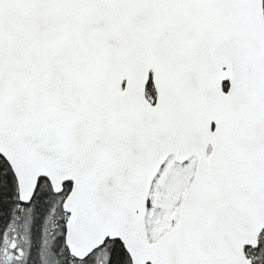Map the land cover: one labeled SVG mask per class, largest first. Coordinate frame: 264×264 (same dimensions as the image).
<instances>
[{"label":"snow or ice","instance_id":"1","mask_svg":"<svg viewBox=\"0 0 264 264\" xmlns=\"http://www.w3.org/2000/svg\"><path fill=\"white\" fill-rule=\"evenodd\" d=\"M0 264H264V0H0Z\"/></svg>","mask_w":264,"mask_h":264}]
</instances>
